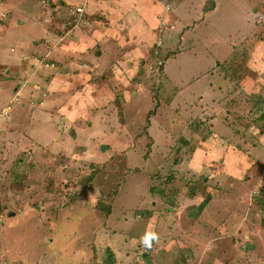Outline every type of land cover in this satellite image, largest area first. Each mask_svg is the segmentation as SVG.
<instances>
[{
	"label": "rangeland",
	"instance_id": "rangeland-1",
	"mask_svg": "<svg viewBox=\"0 0 264 264\" xmlns=\"http://www.w3.org/2000/svg\"><path fill=\"white\" fill-rule=\"evenodd\" d=\"M174 1L117 35L108 0H0V264H264V0ZM217 59L222 95L177 98Z\"/></svg>",
	"mask_w": 264,
	"mask_h": 264
},
{
	"label": "crops",
	"instance_id": "crops-1",
	"mask_svg": "<svg viewBox=\"0 0 264 264\" xmlns=\"http://www.w3.org/2000/svg\"><path fill=\"white\" fill-rule=\"evenodd\" d=\"M164 1H166V0H113V2L111 0H108V2H110V3L109 4H102V6L105 7L104 9L106 10V12L108 14V19H110V23H114L115 24L114 25V29H110V30H114V32L118 35V33H120L118 31H124L126 27L129 28V29L131 28V19H130V17L127 18V19L124 18L127 13H131V12L141 13L142 12V15L140 14V19L145 21L146 18L143 17V15H145V12H149V17L148 18H150L151 20L152 19H156L157 12H160L162 10V7H164L166 9L165 5H168ZM169 1L171 2V0H169ZM182 1H184V0H182ZM179 2L180 1L176 2V1L173 0L171 3H169L170 6H172L173 10L176 11V12H178L177 10H179V7L180 8L182 7V4L179 3ZM105 3H106V1H105ZM138 7H140L141 9L139 10ZM116 15H117V17H116ZM156 25H157V23H156ZM177 25H178V22L175 25L173 24L174 30L177 28ZM170 31H171V29L169 30V32ZM152 32H155L154 29H153ZM129 33H130V30H129ZM129 33L125 32L124 41L126 43H129V42L132 43L133 45H135V49H137L136 48L137 38L135 37V35L134 36L132 34L129 35ZM102 36H104V35H102ZM129 37H130V40H129ZM179 39L182 40V38H180V36H177V38L176 39H172V41L173 40L174 41H176V40L179 41ZM141 43H147V42L143 38ZM180 43L182 44L181 41H180ZM185 47L186 46H183L182 48L180 47L181 51L178 52L175 57L181 56L180 55L181 52H183V51H185V49H187ZM232 51H233V49H232ZM234 51H235V49H234ZM99 52L100 51H98V53ZM141 52H144V51H139L138 53H141ZM170 59H172V58H170ZM216 61H217L215 63L216 65L214 66L212 71L210 70L209 73L207 72V74L194 75V74H192L191 70H185L183 72V75L185 76V81L183 82L182 85L180 84V86H176V89H178L177 90V92H178V97L177 98L188 97V96H193V97L198 96V97H201L203 100H205L207 95L212 94L214 92H217V93L220 92L221 95H222L224 84L218 83V80H217V77L221 76L220 72H222V70L220 69V66H218L219 63H221V62H220V59H217ZM163 71L166 72L165 67H164ZM211 74H215V77H213L214 80L212 81L211 79H208L207 83H211V85H210V88L207 86V88H209V91H205L203 86L201 84L198 85L196 83V81L200 80V79H203V78H206V77L210 76ZM243 81H244V76H242V82ZM237 84H239V83H237ZM225 85L226 86L229 85L227 88L230 87V90H231L232 84L231 85L230 84H225ZM236 88H237V85H236L235 89ZM198 92L201 93V94H198ZM234 92H235V90H234ZM15 94L18 95L17 93H15ZM235 95H238V93H235L233 95V97ZM221 97L222 96H220V98ZM233 101L234 100H232V104H233ZM230 131H232V133H226V137L227 136L229 137V138L227 137L228 141H227L226 144H223V145H221L222 143L220 145H215L214 144V142H215L214 138L219 136L217 131L216 132L213 131V136L209 137L206 141L198 144V146L195 147V150H194V152L192 154L193 156H190V158L188 160V165H187V167H185L186 170H189L190 174L195 175V178H196L197 176L203 175V170L206 169L208 166H211V164H210L211 162H213L214 160H217V159L213 158V153L218 154L220 151H223V149H224V151L225 150H228V151L231 150V152H235L234 151L235 147L230 144V141L232 140V136H234L236 131L234 129L233 130L230 129ZM209 139H211L210 147H209V149H211V151L209 153V157L211 159L206 161V160L203 159V156L207 155L206 143L209 141ZM223 139H225V138H223ZM220 148L222 150H220ZM205 152H206V154H205ZM230 156L231 157H235L234 154H231ZM239 163H240L239 160L238 161L235 160V161H233L231 163V161H229L227 159V157L224 160V164L226 165L225 169H227L229 167L238 166V165H240ZM245 164L248 165V160L245 162ZM181 167H183V164H182ZM240 167H241V165H240ZM238 169L240 170V168H238ZM196 174H200V175H196ZM198 178H200V177H198Z\"/></svg>",
	"mask_w": 264,
	"mask_h": 264
},
{
	"label": "trees",
	"instance_id": "trees-1",
	"mask_svg": "<svg viewBox=\"0 0 264 264\" xmlns=\"http://www.w3.org/2000/svg\"><path fill=\"white\" fill-rule=\"evenodd\" d=\"M154 112V110H152V111H150L149 113H148V118H147V121H146V126L148 125V123H149V118H150V116H151V113H153ZM180 147V146H179ZM179 147L174 151L175 153L174 154H172V158H167V161H168V164H169V166H170V171L168 172V173H165V174H161L160 173V175H158V176H160V177H165L166 178V183H172V182H175V177H176V174L177 173H179V170H176L175 169V167L177 166V164L180 162V160L181 159H179L180 158V155H178V154H180L181 152H182V149H179ZM173 155H175V156H173ZM179 165V164H178ZM177 178V177H176ZM90 180V179H89ZM177 180V179H176ZM190 185H189V187H188V189H186L188 192L190 191V193H193V195L194 194H196V193H199V194H201L202 195V193L204 192V193H206V194H208L207 192H210L209 191V188H208V184L204 181V179L202 180V179H191L190 180ZM119 188V186L117 187V189ZM163 190V195H165V192H164V190L165 189H162ZM176 193H174V194H177V195H173V197H172V199H174L176 196H178L179 195V191L177 192V190L175 191ZM209 194H212V193H209ZM208 194V195H209ZM172 196V195H171ZM170 196V197H171ZM166 197H169V196H166ZM172 199H168V201H170V202H173V200ZM207 199V201L209 200V198H206ZM207 201H204V203H206ZM204 203H203V205H204ZM205 207V206H204ZM111 210V208H110V206L107 204V210H105L107 213L109 212Z\"/></svg>",
	"mask_w": 264,
	"mask_h": 264
},
{
	"label": "built area",
	"instance_id": "built-area-1",
	"mask_svg": "<svg viewBox=\"0 0 264 264\" xmlns=\"http://www.w3.org/2000/svg\"><path fill=\"white\" fill-rule=\"evenodd\" d=\"M81 9H82L81 7H78V8H77V10H78V11H81ZM161 43H162V42H161V41H159V42H158V44H157V46H160V45H161ZM161 46H162V45H161ZM156 52H157V51H156ZM9 109H10V107L8 106V107H5V108H2V111H3V110H5V112H4V113H7V112L9 111ZM2 111H1L0 115H2V114H3V113H2ZM3 115H6L5 117H7V116H8L7 114H3Z\"/></svg>",
	"mask_w": 264,
	"mask_h": 264
},
{
	"label": "clouds",
	"instance_id": "clouds-1",
	"mask_svg": "<svg viewBox=\"0 0 264 264\" xmlns=\"http://www.w3.org/2000/svg\"><path fill=\"white\" fill-rule=\"evenodd\" d=\"M156 45H157V44H156ZM156 45H155V46H156Z\"/></svg>",
	"mask_w": 264,
	"mask_h": 264
}]
</instances>
